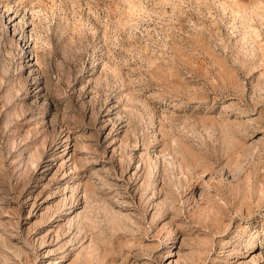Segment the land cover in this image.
Returning <instances> with one entry per match:
<instances>
[{"label":"rangeland","instance_id":"1","mask_svg":"<svg viewBox=\"0 0 264 264\" xmlns=\"http://www.w3.org/2000/svg\"><path fill=\"white\" fill-rule=\"evenodd\" d=\"M0 264H264V0H0Z\"/></svg>","mask_w":264,"mask_h":264}]
</instances>
